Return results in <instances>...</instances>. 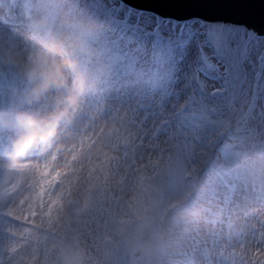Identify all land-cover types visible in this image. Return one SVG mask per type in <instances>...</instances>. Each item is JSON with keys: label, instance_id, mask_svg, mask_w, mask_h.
Returning a JSON list of instances; mask_svg holds the SVG:
<instances>
[{"label": "clouds", "instance_id": "1", "mask_svg": "<svg viewBox=\"0 0 264 264\" xmlns=\"http://www.w3.org/2000/svg\"><path fill=\"white\" fill-rule=\"evenodd\" d=\"M76 0H38L22 29L0 30V264H172L186 197L134 159L122 115L89 110L84 57L102 23ZM249 228L264 232V211ZM264 264V253L249 260Z\"/></svg>", "mask_w": 264, "mask_h": 264}, {"label": "rangeland", "instance_id": "2", "mask_svg": "<svg viewBox=\"0 0 264 264\" xmlns=\"http://www.w3.org/2000/svg\"><path fill=\"white\" fill-rule=\"evenodd\" d=\"M83 1L90 3L96 16L119 36L130 33L136 47L142 42L146 57L153 61L147 66L144 88L133 84L131 77L124 79L134 89L136 106L141 110L134 125L122 116V125L135 133L138 142L133 158L156 172L165 189L186 197L185 207L194 206L191 218L199 216L200 224L208 229L215 227L216 218H221L230 205L235 179L247 167L264 173V167H258L264 162V37L252 36L245 27L226 23L162 20L156 24L158 18L154 14L132 10L117 0ZM0 86L9 85L1 82ZM93 90L102 91L98 85ZM124 93L120 91L125 98ZM125 99L129 100V96ZM98 100L96 111L101 110L100 102L102 112L113 107L102 98ZM105 113L109 116V111ZM172 116L176 117V124ZM144 130H149V134L140 136ZM148 144L152 148L145 151ZM193 176L199 177L196 183ZM256 181L257 178L250 184ZM253 185L255 189L257 185ZM245 186L246 182L243 192ZM260 190H251L248 205H264ZM198 206L202 209L195 208ZM238 217L243 231V221H250L252 214ZM255 230L248 229L249 233ZM223 231L218 232L228 242L231 229ZM198 234L202 235L200 231ZM241 238L233 242L228 255L223 250L218 253L219 264L256 262L249 260V250L259 256L262 237L250 239L244 232ZM197 243L193 236L184 233L176 249L184 255L175 254L172 264H186L183 257L190 255ZM210 250H204L206 264L214 261L212 254H207Z\"/></svg>", "mask_w": 264, "mask_h": 264}, {"label": "bare ground", "instance_id": "3", "mask_svg": "<svg viewBox=\"0 0 264 264\" xmlns=\"http://www.w3.org/2000/svg\"><path fill=\"white\" fill-rule=\"evenodd\" d=\"M12 2V3H10ZM30 4H25L23 0H0V30H10V29H22L23 26L28 22L29 14L34 15L38 7V0H31ZM76 11L84 17L88 14H91V19H94L102 23L101 30L98 35L92 41V51L89 54H85L84 60L89 68L95 85L101 87L102 91H94L93 89L88 93L85 101L86 111L84 117L87 116V111L96 110V104L99 102V99L105 100L106 104H110L113 107L108 109L116 110L114 111L117 114L125 116L128 120V123L134 125L135 119L141 111L136 106L137 95L133 88L127 86L124 82V79L127 77L132 78V83L135 85H140L141 88L145 87L147 83V77L145 72L148 70L147 66L150 61L146 56L148 55L145 49L141 46L143 43L139 42V46H135V39L130 33H123V35H118L115 31L110 29V26L106 22L97 17L94 11L92 10L91 4L85 3L83 0H76L75 4ZM110 10L109 8L107 9ZM94 16V17H93ZM127 23V19L125 20ZM147 34V33H146ZM110 63H113L111 65ZM155 66H158L154 62ZM0 82H5L0 80ZM177 80L175 84L178 85ZM131 84V83H130ZM120 91H124L125 98L129 96V100H126L120 94ZM9 103L8 88L0 87V107H6ZM113 108V109H112ZM99 111V110H97ZM113 112V113H114ZM172 122L176 124V117L172 116ZM141 123H145L141 119ZM139 133V132H138ZM149 134V130H144L140 132V136H145ZM2 133L0 137V146H3L6 142L7 135ZM139 135V134H138ZM149 147L152 148L149 144L144 146L145 151H148ZM146 154H143L145 156ZM198 155H195V159H198ZM249 162H247L248 164ZM244 166V165H243ZM258 167H264V162H261V165ZM258 179L256 182L251 180ZM199 177L194 176L193 181L196 183ZM246 182V188L243 192V185ZM257 182L258 185H257ZM257 185L254 189V185ZM256 188H262V196H264V173H260L256 167H247L245 173L240 176L239 179H235L234 185H231L232 197L230 198V205L228 204L227 210L223 213L222 217H218L217 225L213 228L208 229L205 224H200V217L191 218L187 223V231L185 233L189 234L190 237H194L197 240V248H195L190 255L184 256L186 264H206L204 258V250L206 247L210 250L208 255L212 254L213 264H219L218 262V253L223 250L227 253V250L232 246L233 242L241 240V235L244 232H247V236L250 239H256L258 235L262 237V249L258 250V255L260 256L264 253V232L258 231L257 229L253 232L248 231L249 221H243L245 224V229L242 231L240 226L242 222L239 220V217L246 215L253 216L254 213L264 211V205L255 203V206L248 205L252 200L251 190H256ZM191 207L189 210L190 216L193 215ZM195 208H200L195 207ZM202 209V208H200ZM4 219L0 218V225L4 223ZM231 229V238L224 242V237L221 232L226 229ZM198 231L202 235L198 234ZM215 232V233H214ZM225 232L223 231V234ZM259 248V247H258ZM257 248V249H258ZM181 251H176V255H180ZM184 255V253H182ZM227 257V256H226ZM247 261L245 264H261L260 261L255 260ZM258 261V262H257ZM221 264V263H220ZM244 264V263H239Z\"/></svg>", "mask_w": 264, "mask_h": 264}, {"label": "water", "instance_id": "4", "mask_svg": "<svg viewBox=\"0 0 264 264\" xmlns=\"http://www.w3.org/2000/svg\"><path fill=\"white\" fill-rule=\"evenodd\" d=\"M127 5L185 21L200 18L245 26L264 36V0H122Z\"/></svg>", "mask_w": 264, "mask_h": 264}]
</instances>
